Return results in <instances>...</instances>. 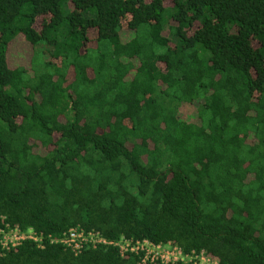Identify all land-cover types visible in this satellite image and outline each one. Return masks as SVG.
<instances>
[{
	"label": "trees",
	"instance_id": "16d2710c",
	"mask_svg": "<svg viewBox=\"0 0 264 264\" xmlns=\"http://www.w3.org/2000/svg\"><path fill=\"white\" fill-rule=\"evenodd\" d=\"M72 228L264 264V0H0V264Z\"/></svg>",
	"mask_w": 264,
	"mask_h": 264
},
{
	"label": "built area",
	"instance_id": "2783aa9c",
	"mask_svg": "<svg viewBox=\"0 0 264 264\" xmlns=\"http://www.w3.org/2000/svg\"><path fill=\"white\" fill-rule=\"evenodd\" d=\"M28 237H32L29 235ZM25 236L19 234L17 230L4 234L3 245L15 246ZM69 247L74 253H77L84 247V244H90L92 248L97 246H111L117 249L122 258L135 256L138 259L137 264H219V262L205 251L196 252L191 250L183 253L181 249L168 243L165 246L155 244L148 240H131L120 238L118 240H107L95 232H84L78 228L69 229L59 240Z\"/></svg>",
	"mask_w": 264,
	"mask_h": 264
},
{
	"label": "rangeland",
	"instance_id": "374dc122",
	"mask_svg": "<svg viewBox=\"0 0 264 264\" xmlns=\"http://www.w3.org/2000/svg\"><path fill=\"white\" fill-rule=\"evenodd\" d=\"M16 48L15 49H13V47H11L10 48V50H9V59H10V61L11 62H15V60H14V56H15V54H16ZM17 59V58H16ZM17 61V60H16ZM17 63V62H16Z\"/></svg>",
	"mask_w": 264,
	"mask_h": 264
}]
</instances>
